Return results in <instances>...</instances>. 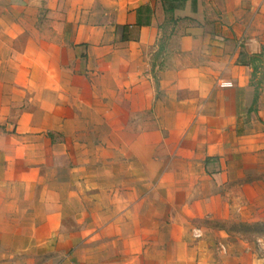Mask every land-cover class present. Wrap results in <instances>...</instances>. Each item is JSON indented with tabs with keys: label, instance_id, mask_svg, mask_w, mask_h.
<instances>
[{
	"label": "crops",
	"instance_id": "0c3cea01",
	"mask_svg": "<svg viewBox=\"0 0 264 264\" xmlns=\"http://www.w3.org/2000/svg\"><path fill=\"white\" fill-rule=\"evenodd\" d=\"M259 157L264 0H0V264H264Z\"/></svg>",
	"mask_w": 264,
	"mask_h": 264
},
{
	"label": "rangeland",
	"instance_id": "374dc122",
	"mask_svg": "<svg viewBox=\"0 0 264 264\" xmlns=\"http://www.w3.org/2000/svg\"><path fill=\"white\" fill-rule=\"evenodd\" d=\"M258 160L263 162L264 157H259ZM247 167L249 165L245 162L241 169L246 171ZM240 181L239 188L245 189L243 203L236 202L235 214H230L233 218L225 223H215L213 226L219 232L225 231L229 235L252 243L257 250L264 253V169ZM175 200L179 202L181 197L175 196ZM144 202L149 203L148 200ZM204 232L203 229L192 228L189 234L193 241H198L203 238Z\"/></svg>",
	"mask_w": 264,
	"mask_h": 264
}]
</instances>
